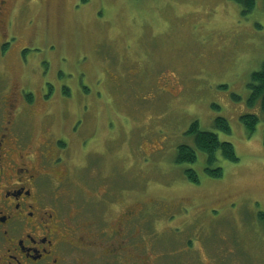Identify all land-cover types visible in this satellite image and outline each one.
<instances>
[{"label": "rangeland", "instance_id": "1", "mask_svg": "<svg viewBox=\"0 0 264 264\" xmlns=\"http://www.w3.org/2000/svg\"><path fill=\"white\" fill-rule=\"evenodd\" d=\"M11 2L0 88L9 69L32 92L22 131L37 143L49 127L67 135L81 111L97 119L69 133L61 201L110 224L123 207L141 208L133 227L146 220L135 238L145 250L136 252L150 264H264V112L247 102L250 74L264 61V0L245 13L234 0ZM247 113L258 117L251 134L240 119ZM217 117L229 132L214 126ZM195 120L234 146V161L216 152L218 177L205 171L203 151L175 159L180 144L193 146ZM190 241L199 252L187 262Z\"/></svg>", "mask_w": 264, "mask_h": 264}, {"label": "flooded vegetation", "instance_id": "2", "mask_svg": "<svg viewBox=\"0 0 264 264\" xmlns=\"http://www.w3.org/2000/svg\"><path fill=\"white\" fill-rule=\"evenodd\" d=\"M11 8V0H0L2 60L8 53V46L3 48L9 43L4 27L9 25ZM18 62L24 63L19 58ZM9 72L2 70L8 86L0 88V264H150L149 254L140 257L136 252V248L145 250L137 238L146 220L133 227L141 208L136 213L123 207L110 224L103 212L93 215L89 208L61 201L69 172L65 149L72 147L69 133L94 126L97 119L89 113L85 118L81 111L82 115L70 120L67 135L49 127L44 140L31 142L25 89L18 77L9 80ZM119 201L111 199L108 210L115 213ZM69 206L75 208L71 213ZM143 243L151 244V240ZM194 244L190 241L182 247L183 254L188 252L187 262L192 251L199 252Z\"/></svg>", "mask_w": 264, "mask_h": 264}, {"label": "trees", "instance_id": "3", "mask_svg": "<svg viewBox=\"0 0 264 264\" xmlns=\"http://www.w3.org/2000/svg\"><path fill=\"white\" fill-rule=\"evenodd\" d=\"M242 6V13L249 12L255 5V0H234ZM4 43L3 48L7 46ZM249 88L248 104L253 105L255 103L260 104L262 111L264 112V61L261 63L257 70H254L250 74L249 81L247 83ZM27 102L33 101L32 92L25 94ZM242 123L245 125L248 134H251L258 122V117L254 113H247L240 116ZM214 126L221 129L224 132H229L230 127L226 118L217 117L214 120ZM187 133L193 135V146L188 144H180L177 148L176 161L177 162H193L197 158V150L203 151L206 155L205 171L207 174L218 177L222 174V168L220 166H213L216 160V152L219 151L221 156L228 160H236L237 155L234 146L227 140H220L216 133L203 130L199 127L198 121H192L187 129ZM263 143H264V127H263ZM188 177L193 181H198L197 173L193 169L186 170Z\"/></svg>", "mask_w": 264, "mask_h": 264}]
</instances>
